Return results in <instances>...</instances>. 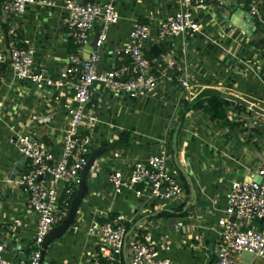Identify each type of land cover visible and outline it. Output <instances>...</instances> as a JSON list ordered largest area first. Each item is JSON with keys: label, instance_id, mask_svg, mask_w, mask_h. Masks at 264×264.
Segmentation results:
<instances>
[{"label": "crops", "instance_id": "1", "mask_svg": "<svg viewBox=\"0 0 264 264\" xmlns=\"http://www.w3.org/2000/svg\"><path fill=\"white\" fill-rule=\"evenodd\" d=\"M51 1L54 7L28 6L18 17L6 15L0 2V51L6 58L0 70V242L5 245L4 258L14 264L29 258L36 219L26 209L25 193L9 180L12 168L23 158L9 139L16 133H31L58 157L66 120L63 104L71 98L72 89L66 86L57 92L52 87L15 80L9 67L8 31L14 28L19 46L33 50L34 70L56 81L67 56L76 49L67 37L63 0ZM113 1L119 21L107 31L98 70L112 69L117 62L116 48L128 40L132 22L138 21L150 25L145 52L151 56L153 49L159 50L153 66L162 75L161 82L153 94L136 99L116 95L98 82L93 84L90 99L98 123L91 152H105L96 160L95 177L87 178L89 193L74 221L61 238L47 246L44 260L49 264H90L96 247L86 236L87 225L94 219L122 214L130 220V237L144 232L155 241L166 239L169 250L162 251L161 258L172 264H207L215 258L220 244L216 222L223 215L230 182L255 178L263 164L264 117L249 108L240 109L227 98L224 120L210 121L196 109L186 112L176 151L172 131L180 121L182 102L200 95L207 98L211 92L264 111V0H259L260 24L251 37L227 20L231 16L227 7L250 13L251 0H228L222 7L206 5L193 11L199 33L162 42L157 40V25L179 9L178 0ZM87 53L83 47L82 56ZM182 78L189 80L188 92L180 86ZM163 141L173 157L170 168L182 185V199L164 203L136 197L132 192L111 195L106 179L111 169L127 170L135 161L159 153ZM27 166L28 162L22 164L21 173ZM195 198L208 204L192 205ZM76 225L77 232L73 230ZM252 225L264 228V223L257 221ZM20 253H24L21 260ZM121 264H127L124 257ZM237 264L264 262L241 254Z\"/></svg>", "mask_w": 264, "mask_h": 264}, {"label": "built area", "instance_id": "2", "mask_svg": "<svg viewBox=\"0 0 264 264\" xmlns=\"http://www.w3.org/2000/svg\"><path fill=\"white\" fill-rule=\"evenodd\" d=\"M227 1L178 0L179 9L158 23L157 40L162 42L166 38L199 33L200 26L193 11L206 5L222 7ZM260 4L259 0H251L249 4L250 14L259 20ZM2 5L10 17L23 15L28 6H55L51 0H2ZM61 8L67 15V37L76 47V52L67 56L66 66L56 81L34 70L33 50L19 46L14 28L8 31L9 67L15 80L52 87L57 92L66 86L72 89L71 98L63 104L66 120L58 157L31 133H16L9 139L29 164L19 180L11 183L25 193L26 209L36 219L29 258L19 264H49L41 255L42 243L49 231L67 217L78 189L80 172L91 153L92 134L98 123L97 112L90 99L93 84L98 82L116 95L136 99L153 94L162 78L146 57L144 43L151 31L148 23L132 22L128 40L115 50L116 64L112 69L101 72L98 70V51L107 40L109 27L119 21L114 1L63 0ZM96 32V49L84 59L83 47L91 42ZM5 61L0 51V70ZM180 86L188 92L189 80L182 78ZM163 144L159 153L135 161L127 170L111 169L106 178L110 194L119 196L123 192H132L136 197L164 203L181 200L184 191L170 168L173 157L165 148V141ZM95 164L89 171V177L97 172ZM256 175L260 177L259 182H230L223 215L216 222L220 249L207 264H237L241 254L264 262V228H251L254 221L264 218V154L263 164ZM129 224L130 220L119 214L113 218L94 219L87 225L86 236L96 247L90 264H121L122 257L127 264H172L169 259L160 257L162 251L169 250L165 238L159 237L155 241L144 232H136L130 237ZM178 227L185 231L182 225ZM73 230L77 232L79 226H74ZM4 252L5 245L0 242V264H14L4 258Z\"/></svg>", "mask_w": 264, "mask_h": 264}, {"label": "water", "instance_id": "3", "mask_svg": "<svg viewBox=\"0 0 264 264\" xmlns=\"http://www.w3.org/2000/svg\"><path fill=\"white\" fill-rule=\"evenodd\" d=\"M227 10L231 13V16L228 17L227 20H229V23L237 27L239 30L244 32V34L247 37H251L252 34L256 31L257 26L260 24V20L252 16L250 13H245L244 11L240 9H233L232 7H227ZM96 41H97V32L94 34L92 41L84 46V50L90 53L92 50L96 49ZM84 54L83 58L86 59L88 58L89 54ZM99 56L102 57V52L99 50L98 51ZM222 97L225 99L227 98H232L235 102L240 103L242 106L249 108L251 111L255 112L258 115H261L264 117V111L257 108L254 105L247 104L246 102H242L238 100L237 98L231 97V96H225L224 94H220ZM181 126V121H179L173 131L172 134V146L174 151H176V145H177V135L180 130ZM105 152L104 149H96L90 153V155L87 158L86 164L83 167V169L80 172V180H79V185L78 189L76 191L75 197L71 201L70 205V210L68 216L57 226L53 227L49 233L46 235L43 243H42V251L41 255L44 258V251L46 250L47 246L52 243L53 241L61 238L68 230L72 222L74 221V218L76 216L78 207L80 206L81 202L88 196V184H87V178L89 175L90 169L94 166V163L96 160L103 155ZM26 158H21L18 160V162L14 165V167L11 170V178L9 179L11 182L13 181H18L20 176H21V166L23 163H26ZM46 178H48V175H46ZM249 182H259L260 177L256 176L253 179H247ZM196 204L197 206H204L208 203L204 201H197L196 198L194 199V203L192 205ZM258 223L263 224L264 223V218L260 220H256ZM29 246L25 249L27 251ZM220 249V244L217 247V250ZM21 258H24V253H20L18 255V259L21 260ZM48 259H46L47 261Z\"/></svg>", "mask_w": 264, "mask_h": 264}, {"label": "trees", "instance_id": "4", "mask_svg": "<svg viewBox=\"0 0 264 264\" xmlns=\"http://www.w3.org/2000/svg\"><path fill=\"white\" fill-rule=\"evenodd\" d=\"M2 0H0L1 2ZM72 44V43H71ZM74 47V46H73ZM76 49V47H74ZM75 52V51H73ZM71 52V53H73ZM159 50L153 49L152 55L149 56L146 54L147 59L149 60L150 64L153 66V58L159 57ZM183 109L180 114V121L183 122V116L186 114V112L190 110H199L202 112L210 121L218 122L220 120L226 119V110L225 107L229 105V102L226 101L224 97H222L220 94H216L215 92H211L210 96L207 98H204L203 95L198 96L193 101H183L182 102ZM236 106L240 109H244L245 107L242 106L240 103L236 102ZM173 134V131H172ZM166 213H160L159 216H166Z\"/></svg>", "mask_w": 264, "mask_h": 264}, {"label": "rangeland", "instance_id": "5", "mask_svg": "<svg viewBox=\"0 0 264 264\" xmlns=\"http://www.w3.org/2000/svg\"><path fill=\"white\" fill-rule=\"evenodd\" d=\"M35 86H38V85L36 84ZM41 92H46V91H41ZM172 163H173V162L170 163V166H171ZM28 166H29V164H28ZM24 172H25V170H24ZM94 177H95V176H94ZM96 177H97V176H96ZM88 178H91V177L88 176ZM252 224H253V223H252ZM252 224H251V228H255V229H257V228H256L255 226H253Z\"/></svg>", "mask_w": 264, "mask_h": 264}]
</instances>
